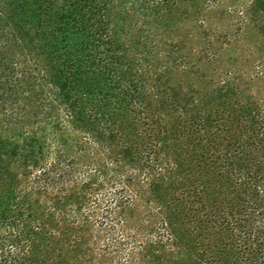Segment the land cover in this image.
<instances>
[{
	"label": "trees",
	"instance_id": "1",
	"mask_svg": "<svg viewBox=\"0 0 264 264\" xmlns=\"http://www.w3.org/2000/svg\"><path fill=\"white\" fill-rule=\"evenodd\" d=\"M193 5L0 0V264H264V107L174 80Z\"/></svg>",
	"mask_w": 264,
	"mask_h": 264
},
{
	"label": "rangeland",
	"instance_id": "2",
	"mask_svg": "<svg viewBox=\"0 0 264 264\" xmlns=\"http://www.w3.org/2000/svg\"><path fill=\"white\" fill-rule=\"evenodd\" d=\"M260 3L194 0L190 14L178 24L176 37L184 39L188 57L174 80L194 83L202 91L225 85L227 92L253 94L264 107V14L260 26L256 23ZM224 34L219 42L211 39ZM209 52L220 53L218 61Z\"/></svg>",
	"mask_w": 264,
	"mask_h": 264
}]
</instances>
